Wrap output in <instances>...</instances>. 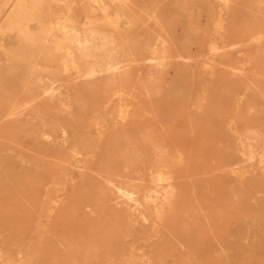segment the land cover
Wrapping results in <instances>:
<instances>
[{
	"label": "rangeland",
	"instance_id": "obj_1",
	"mask_svg": "<svg viewBox=\"0 0 264 264\" xmlns=\"http://www.w3.org/2000/svg\"><path fill=\"white\" fill-rule=\"evenodd\" d=\"M12 1L13 3H6L0 0V107L7 108L10 100V94L1 93L2 91L38 92L37 89H42L43 85L49 86L46 76L52 73L43 70L42 67H52L54 72L55 67L60 65L58 67L61 78H55L52 84L58 87L56 90L60 94L59 101L54 104L59 111L55 109L57 112L52 113V117L58 114L55 120L59 117V123L64 125L63 122L65 124L69 122V113L60 111L62 108L60 106L69 108V101L70 105L77 104L73 101L76 92L69 84L73 82V79H69V74L74 78L78 70L69 64V54H56V57H53L52 54L57 52V48L51 44L59 42L60 39L47 37L46 28L49 24L59 23L68 17L70 6L73 11L80 12L79 32L83 35L86 31L84 26L88 24L84 12L93 10L90 4L97 0H37L42 3L39 8L43 13L37 12L35 15L32 6L26 7L28 13L12 14L17 20L19 16L20 27L5 30L6 20L16 2ZM103 1L110 2L111 6L102 7V10L108 11L110 16L121 15L119 24L122 30H127L131 19L139 21L138 24L134 21L135 46H140L147 37H158V34H162L171 43L177 39L183 40L187 32L205 35L206 47L212 37L219 33L222 37L228 30L240 31L241 36L246 38L242 53L239 54L235 50L233 58L222 54L210 57L205 53L202 57L197 56L188 60L187 65H183L184 61L179 65L172 63L169 65L171 70L163 73L164 82L158 81L149 89L144 85L145 71L142 73L136 71L131 82H128L130 79L121 81L120 90L123 96L117 99L114 95L112 103L114 111H118L120 105H133L138 108L136 112L144 113L149 104L153 105L154 111L169 108L168 103L176 100L178 102L183 100L184 103L196 101L195 104L199 108L212 101L215 107L222 110V119H216L210 127L212 137L204 136L208 139H199L195 157L198 156L200 159L204 152L206 153L212 170L204 172V175L213 178L211 191L214 190L212 192L214 200L227 204L223 209H227L230 219H236L240 224L238 225L240 228L236 230L231 224L230 234L233 247L241 250L211 251L225 255L228 252L229 259L240 258L243 264H264V169L261 167L258 154L252 159H247L248 141L239 132L246 124L263 132L264 135V0H255L259 4L255 8L243 5L244 3L247 5L251 0ZM46 11H53L54 17L49 18ZM234 11L242 13L231 14ZM154 16L162 18L161 30H152ZM191 17L193 21L198 22L189 23ZM145 24L146 30L143 28ZM218 45L219 50L223 49L222 41H219ZM70 51L76 52L77 47L72 46ZM184 53L188 54L186 48ZM64 62L67 63L63 64ZM41 75L45 78L39 88ZM36 83L38 86L35 87L24 86ZM155 90L158 91L154 92ZM22 93L17 95L27 96ZM25 101L19 99L15 105H23ZM22 118L26 119V115ZM31 122L26 123L28 131H32L39 121L36 119ZM65 127L69 133V125L66 124ZM26 129L24 130L27 131ZM47 130L52 129L49 127ZM15 132H17L15 128L6 124L0 125V136L3 133H7L8 136L0 140V264H5L4 260L11 264H69L67 258L73 255L79 260V264H103L105 259L109 261L111 258L114 259V256L116 262L118 259L123 261L130 257H140L141 252H144L142 257L149 259V263L152 264L157 250H150L146 245L150 230L147 227H144L146 230L143 228L139 232L141 237L136 234L135 238L134 234L128 236L131 237L130 246L134 250H68L71 209L69 203L71 200L77 201L75 198L85 193L86 189L80 182L84 178L80 170L76 168L75 171H69V157H66L67 150L64 149L69 140L60 141L54 146L48 143L36 144V141H32L24 134L16 135ZM204 134L208 136L207 133ZM156 142L160 143L161 140L157 139ZM252 145L256 152L261 150L259 142L253 141ZM183 148L187 152L184 161H188L189 141ZM56 149H62L61 152L65 150L63 152L65 155L61 158L55 156ZM18 162H23V165L19 166ZM55 162L62 164L48 166V163ZM74 162L81 167V162ZM194 169L195 167L192 171ZM182 170L186 171V168L182 167ZM198 176L199 174L195 173V179ZM33 184L39 189L31 190ZM172 184L174 185L165 184L163 188L173 189V192L167 195L177 197L178 183ZM187 186H191V183ZM194 189L198 195L206 191L205 188L199 189L198 186ZM193 199L196 200L197 197L193 196ZM88 202L87 199H80L75 208L86 215L83 205ZM212 211L216 213L218 209ZM88 218L87 216L86 219ZM155 222L159 223L157 218ZM80 223L83 224L82 221ZM89 223H94V220L88 221ZM81 238L83 239V236ZM53 241L54 244L50 247V242ZM190 246H186L184 248L186 250H181V255L188 263L210 264L209 260H202L199 255L196 258L192 254L195 250H192V245ZM233 251H240L242 256L236 257ZM155 261L159 264L157 259Z\"/></svg>",
	"mask_w": 264,
	"mask_h": 264
},
{
	"label": "bare ground",
	"instance_id": "obj_2",
	"mask_svg": "<svg viewBox=\"0 0 264 264\" xmlns=\"http://www.w3.org/2000/svg\"><path fill=\"white\" fill-rule=\"evenodd\" d=\"M4 1L13 3L12 0ZM15 1L14 8L6 20L5 30L20 27L19 16L17 20L12 14L28 13L26 7L32 6L35 15L37 12L43 13L39 8L42 3L37 0L30 3L28 0ZM243 5L251 8L259 6L255 0ZM109 6L111 3L103 0L90 4L93 10L84 12L88 24L84 26L86 31L83 35L79 32L80 12L73 11L70 6L68 17L59 23L49 24L46 28L47 37L60 39L59 42L51 44L57 48V52L52 54L53 57H56V54H69V64L78 70L74 78L69 74V79H73L69 84L76 92L73 101L77 104L70 105L69 101V108L60 106L62 107L60 111L69 113V122L66 123L69 125V133L65 122L62 121L64 125L60 124L59 117L55 120L58 114L52 117V113L59 111L54 104L59 101L60 94L56 90L58 87L52 84L55 78H61L58 67L60 65L55 67L54 72L52 67H42L43 70L52 73L46 76L49 86L43 85L42 89H37L38 92L2 91L1 93L10 94V100L7 108L0 107V125L6 124L17 129L16 135L24 134L32 141H36V144L39 142L54 146L60 141L69 140V144L64 148L67 150L66 157H69V171L80 170L84 176L80 182L86 189L85 193L75 198L77 201L71 200L69 203L71 209L68 250H134L130 246L131 237L128 236L134 234V238L141 237L139 232L147 227L150 230L146 245L150 250H157L154 257L159 264H191L181 255V250H186L184 248L191 247L190 245L193 246L192 250H195L192 254L196 258L200 256L202 260H209L210 264H243L240 258L229 259L228 252L225 255L211 251L241 250L233 247L230 234V225L232 224V228L236 230L240 228L238 226L240 224L236 219H230L227 209H223L227 204L216 202L213 198L214 190L211 191L213 178L204 175V172L212 170L206 153L204 152L200 159L198 156L195 157L199 139H205L204 136L212 137L210 127L216 119H222V110L215 107L212 101L199 108L195 104L196 101L184 103L183 100L181 102L176 100L168 103L169 108L153 111V105L149 104L144 113H138L136 112L138 108L133 105H120L119 110L114 111L112 101L114 95L117 99L123 96L120 90L121 81L130 79L128 82H131L136 71L140 73L145 71L144 85L149 89L158 81L164 82L163 73L171 70L169 65L172 63L179 65L184 61L183 65H187L188 60L197 56L202 57L205 53L210 57L222 54L233 58L235 50L239 54L242 53L246 38L241 36L240 31L236 33L228 30L222 37L221 33L214 37L211 35L212 38L206 47L205 35L187 32L183 40L177 39L171 43L162 34H158V37H147L144 43L135 46L134 21H137V24L139 21L131 19L127 30H122L119 24L121 15L110 16L108 11L102 10V7ZM236 6L238 7L237 4ZM46 12L49 18L54 17L53 11ZM240 13L242 12H231ZM41 20L43 21V18ZM153 20L155 22L152 30H161L162 18L154 16ZM237 20L239 21L238 17ZM195 21L198 22L193 21L191 17L189 23ZM143 28L147 29L146 24ZM219 41L224 43L223 49L220 50ZM72 46L77 47L76 52L70 51ZM185 48L188 54L184 53ZM44 78L45 76L41 75L39 88ZM24 86L35 87L38 84ZM59 86L61 87V84ZM21 93L27 96L17 95ZM19 99L26 101L23 105H15ZM196 112L199 113L197 117ZM23 115H26V119L22 118ZM36 119L39 121L38 124L32 131H28L27 121L30 123ZM49 127L51 131L47 130ZM207 128L209 130H206ZM239 132L248 141L247 159H252L258 154L259 162L264 169L263 132L246 124ZM1 136L0 140L8 137L7 133ZM157 139L161 142L157 143ZM187 141L190 144L188 150L190 159L184 161L187 152L183 145ZM253 141L260 143L259 152L253 149ZM60 150L56 149L54 152L55 156L61 158L65 155L63 154L65 150L63 152ZM20 156L25 161L23 154ZM74 161L81 162V167ZM23 162H18L19 166L23 165ZM60 164L62 163H48V166ZM182 167L186 168V171H181ZM195 173L200 177L195 179ZM174 182L178 183L179 195L169 197L167 194L172 193L173 189L163 187L165 184L174 185L172 184ZM189 183L191 186H187ZM196 186L199 189L205 188L206 191L198 195L194 189ZM30 188L39 189L35 184ZM193 196L200 200H194ZM80 199L89 201L83 205L86 215L75 208ZM215 208L218 209L216 213L212 211ZM156 218L159 222L157 224ZM93 220L94 223L88 224V221ZM155 235L157 237L154 238ZM82 236L83 239H80ZM50 243L51 247L54 241ZM234 254L236 257L242 256L240 251H235ZM143 255L144 252H141L140 257H130L131 259L126 258L123 261L118 259L117 262L114 256V259L111 258L109 261L105 259L103 264L140 262L150 264V260L143 258ZM3 262L11 264L7 260ZM67 262L80 263L74 255L67 258ZM156 262L155 264H158Z\"/></svg>",
	"mask_w": 264,
	"mask_h": 264
}]
</instances>
